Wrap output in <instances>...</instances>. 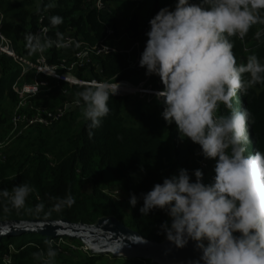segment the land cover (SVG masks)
<instances>
[{
  "label": "trees",
  "instance_id": "trees-1",
  "mask_svg": "<svg viewBox=\"0 0 264 264\" xmlns=\"http://www.w3.org/2000/svg\"><path fill=\"white\" fill-rule=\"evenodd\" d=\"M38 1V3H37ZM54 2V8L46 6ZM113 8L110 13L112 23L117 17L114 8L125 5L128 13L121 15L117 25H127L123 29L131 38L146 43V33L150 30L146 19L153 18L165 6L174 7L176 0H105ZM0 10L3 15L1 33L11 40L14 50L19 55L35 57L25 39L28 33L35 34L39 17L45 15L42 23L51 29L47 38L56 40V32H68L72 29L74 35L92 43L104 38V26L97 21V12L91 9L85 0H0ZM146 14V17H145ZM59 15L63 23L53 27L50 17ZM116 25V24H115ZM257 24L253 25L243 41L237 36L234 41L233 53L237 64H246L249 55H256L264 63V37L254 39ZM145 29V30H144ZM115 34L119 30L115 28ZM43 39V38H42ZM106 43L112 44L107 38ZM248 45L250 52L243 55V48ZM52 62L57 61L55 50H48ZM95 62L101 68L97 73L94 66L87 71H78L83 78L95 77L97 80L130 78L126 71L128 59L122 53L114 52L103 57H95ZM0 107L8 101L14 107L17 96L11 89L12 82L18 76L21 67L5 54L0 53ZM249 74H244L248 79ZM56 87L53 90L55 101L50 107L63 104L66 100L81 101L79 93L89 86H72L52 80ZM148 83L155 89H163L160 78L149 77ZM67 89L69 95H62L61 89ZM136 95L110 96L107 116L102 118L101 125L92 129L89 137L88 121L84 116L85 105L81 101L78 113L69 108L58 122L50 128L34 127L19 135L6 151V158L0 162V189L11 190L13 186L27 183L35 191L27 199L26 206L14 209L4 201H0V221L27 219H60L71 222L82 221L93 223L101 216L114 215L127 227L132 228L147 239L158 242L165 239L158 234L159 225L169 220L162 210H154L148 216H143L139 209L143 205L138 200L135 207L129 203L130 195L138 197L141 193L150 191L156 183H162L164 178H170L179 173L181 168L191 173L201 169L199 164L205 159L200 155V146L190 139H181L175 123L168 125L161 116L163 106L154 99L127 111L131 98ZM234 106H243L251 114L249 131L252 143L247 145L251 151H264V84L248 88L247 92L238 93L232 100ZM229 109L221 104L218 114L225 115ZM77 116V115H76ZM5 119L0 115V123ZM246 154V153H245ZM215 166V161L207 159ZM143 169V170H142ZM204 183H210L213 177L207 176V169H202ZM193 181L195 177H192ZM90 184V190L85 191V183ZM115 188V189H114ZM71 193L75 204L57 211L53 198H61ZM43 203L44 208L37 213L35 207ZM52 240L58 255L54 264H156L149 259L121 258L111 254L92 255L84 253L83 246L77 239L67 236L46 237L39 233L22 232L19 234L0 235V264H5L3 257H10V264H41L33 257V253L46 252L45 241Z\"/></svg>",
  "mask_w": 264,
  "mask_h": 264
},
{
  "label": "clouds",
  "instance_id": "clouds-1",
  "mask_svg": "<svg viewBox=\"0 0 264 264\" xmlns=\"http://www.w3.org/2000/svg\"><path fill=\"white\" fill-rule=\"evenodd\" d=\"M55 6L50 2L46 7ZM62 23L63 17H50L53 27ZM256 24L264 25V0H176L174 7H162L149 21L139 66L163 84L155 92L163 106L162 118L168 125L175 123L181 139L199 145L206 160H215V176L206 184L202 169L190 173L181 168L147 193L131 194L129 203L135 207L142 199L143 216L162 210L169 220L159 225L158 234L171 245L184 248L194 242L200 255L189 264H264V151L245 154L252 143V114L232 103L238 93L264 84V63L253 54L238 65L230 39L243 38ZM25 39L32 52L64 46L59 31L56 40L32 33ZM118 89L101 81L79 93L90 138L91 130L108 115V100ZM221 104L229 109L225 115L218 114ZM34 191L20 183L11 190L0 189V201L22 209ZM53 199L57 211L75 204L71 193ZM43 208V203L37 204L35 211ZM45 243L46 252L33 257L41 264H54L57 250L52 240Z\"/></svg>",
  "mask_w": 264,
  "mask_h": 264
},
{
  "label": "built area",
  "instance_id": "built-area-1",
  "mask_svg": "<svg viewBox=\"0 0 264 264\" xmlns=\"http://www.w3.org/2000/svg\"><path fill=\"white\" fill-rule=\"evenodd\" d=\"M85 2L97 12V21L104 26V38L102 37L94 43L74 35V31L70 29L68 32L62 33L64 36L63 47H46L43 51H36L35 57L31 59L16 53L11 40L6 38L0 31V53L11 57L21 67L18 76L11 84V89L17 96V102L8 122L6 136L3 140H0V162L6 158V151L9 148H7V145L10 142L12 144L16 137L37 126L50 128L64 117L69 108L75 109L81 106V101L76 99L66 100L63 104L55 107L37 104L36 99L41 94L49 96L52 93L53 95L56 84L52 80L66 83L69 87L75 85L91 86L95 82L105 81L119 87L117 95H136L144 98L147 102L156 99L155 92L160 91V89H155L148 83L150 76H147L145 74L146 70L139 66L141 53L146 43L134 40L128 32L122 31V29L119 30L120 25L117 27L118 14L114 20L115 23H112L110 13L113 8L111 5L106 4L105 0H85ZM192 2L198 3L199 0H192ZM0 17L3 20L1 10ZM44 17V14L39 17V24L35 33L43 39L47 38L51 29L42 23ZM1 26L2 23H0V29ZM115 28L119 30V35L115 34ZM258 32L260 33L259 36H257ZM237 37L243 41V38ZM263 37L264 25L258 24L254 39L259 40ZM107 38L112 39L113 43H106ZM51 49L57 53L56 62H52V57L47 52ZM243 50V55H248L250 52L248 45H245ZM114 52L122 53L128 59L126 71L131 73L130 78L118 79L115 76L111 79L97 80L92 76L86 79L77 75L78 71H87L91 66L96 68L97 73H101V68L94 58L103 57ZM1 74L0 69V76ZM139 74L144 75L143 79L139 82H133V77ZM61 92L62 95H69L68 90L65 88L61 89ZM199 167L207 169V176L214 170L206 159L199 164ZM81 249L84 253H87L84 246ZM3 260L5 264L11 263L8 256H4Z\"/></svg>",
  "mask_w": 264,
  "mask_h": 264
},
{
  "label": "water",
  "instance_id": "water-1",
  "mask_svg": "<svg viewBox=\"0 0 264 264\" xmlns=\"http://www.w3.org/2000/svg\"><path fill=\"white\" fill-rule=\"evenodd\" d=\"M22 232L46 237L67 236L77 239L92 255L149 259L156 264H189L200 255L194 242L190 241L184 248H176L166 239L160 242L147 239L114 215L101 216L91 224L71 222L65 218L0 221V235Z\"/></svg>",
  "mask_w": 264,
  "mask_h": 264
},
{
  "label": "rangeland",
  "instance_id": "rangeland-1",
  "mask_svg": "<svg viewBox=\"0 0 264 264\" xmlns=\"http://www.w3.org/2000/svg\"><path fill=\"white\" fill-rule=\"evenodd\" d=\"M38 3V1H37ZM112 5V3H110ZM114 10L116 11V13L118 14L119 16V19L121 18V15L124 17V14L128 13V8L123 4V5H120L119 7H116L114 8ZM146 17V16H145ZM118 19V20H119ZM150 19L147 18L146 19V23H149ZM258 26V24H257ZM118 27V25H117ZM123 27V25L121 26V28ZM121 28L119 30H121ZM124 31V30H123ZM144 75L143 74H139V75H136V77H133L132 81L133 82H139L143 79ZM139 100H143V103L145 102L144 98L140 97V96H137V98L133 97L131 98V101L129 102V105L127 106V111H130L132 110L135 106H136V102ZM36 101L38 102H43V103H47L48 105H50L51 103H53L55 101V98L53 97L52 93L49 95V96H46L45 94H41L37 99ZM1 106L2 108L0 107V115H2V118L5 119V122L3 123H0V140H3L6 136V132H7V127H8V122H9V119L12 115V112H13V109L14 107H12L8 101H4L1 103ZM74 110V116L76 118H79L80 117V113H78V110L79 108H75L73 109ZM77 115V116H76ZM11 145V142L7 145V148L10 147ZM9 149V148H8ZM252 153H255L254 151L252 152L251 151V147H247V152H246V155L247 154H252ZM177 173H175L174 175H176ZM215 175V172L214 170H212L211 174H210V178ZM115 189V188H114ZM84 190L85 191H89L90 190V184L87 182L85 183L84 185Z\"/></svg>",
  "mask_w": 264,
  "mask_h": 264
},
{
  "label": "crops",
  "instance_id": "crops-1",
  "mask_svg": "<svg viewBox=\"0 0 264 264\" xmlns=\"http://www.w3.org/2000/svg\"><path fill=\"white\" fill-rule=\"evenodd\" d=\"M145 16H146V14H145ZM123 21H124V23H120L119 25H120V28H121V26L123 25L124 27H126V25H127V23H126V21H125V19L123 18ZM122 29V31L124 30L125 31V29H123V27L121 28ZM127 32V31H126Z\"/></svg>",
  "mask_w": 264,
  "mask_h": 264
}]
</instances>
